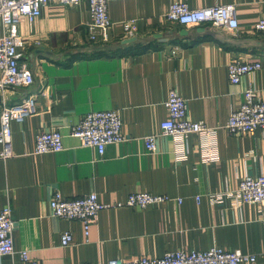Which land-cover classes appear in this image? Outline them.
Returning a JSON list of instances; mask_svg holds the SVG:
<instances>
[{"label":"crops","instance_id":"1","mask_svg":"<svg viewBox=\"0 0 264 264\" xmlns=\"http://www.w3.org/2000/svg\"><path fill=\"white\" fill-rule=\"evenodd\" d=\"M176 1L193 9L236 5L239 29L229 34L211 25L170 26L165 15ZM108 13L113 26L106 44L89 39L88 0L76 7L52 0L33 24L19 26L27 42L22 63L35 82L0 89V112L29 95L38 94V101L36 114L11 125L13 156L2 159L0 145V211H12L16 249L44 264H108L217 246L256 255V264H264V207L215 204L209 196L238 189L247 175H264V130L234 136L225 129L246 89L253 86L264 99V34L255 30L264 0H115ZM131 20L136 35L126 39L123 23ZM171 47L180 51L168 58ZM234 58L262 68L234 85L228 76ZM171 88L187 101L188 117L215 132L190 135L183 145L159 136L157 152L149 154L144 138L160 134ZM110 110L119 112L127 140L100 157L71 136V126L91 111ZM53 129L62 133L64 150L34 154L36 135ZM57 191L71 199L96 193L105 205L137 192L174 200L143 210L104 209L86 237L79 221L52 215ZM67 231L73 243L63 247ZM0 264L23 263L5 256Z\"/></svg>","mask_w":264,"mask_h":264},{"label":"built area","instance_id":"2","mask_svg":"<svg viewBox=\"0 0 264 264\" xmlns=\"http://www.w3.org/2000/svg\"><path fill=\"white\" fill-rule=\"evenodd\" d=\"M52 0H0V20L3 32L0 35V89L28 88L35 82L33 71L22 63V50L26 46L25 39L19 32L22 22L33 24L42 15L44 7ZM83 0H58L67 7H76ZM115 0H88L91 21L88 24V36L95 44H106L112 40L111 29L113 23L109 17L108 6ZM166 22L171 26L194 27L211 25L227 33H236L239 29L237 7L233 4L218 5L193 9L186 1L173 2L167 14ZM137 21L123 23L124 37L136 35ZM255 30L264 34V18L256 25ZM180 49L171 47L165 50L168 58L178 55ZM262 68L261 62H244L234 58L228 66V76L232 84L238 85L246 75H253ZM38 94L29 95L21 102L4 104L0 112V145L1 158L13 156L14 121H24L37 113ZM167 118L161 123L160 134L148 135L144 138L147 153L157 152L159 136L171 137L177 144L183 145L193 134H211L215 130L206 123L193 121L188 117L187 101L177 89L171 88L166 102ZM123 123L118 111H91L82 120L71 126V136L78 138L82 146L94 148L103 157L109 145L125 142L127 138L122 131ZM225 129L229 135L253 136L259 130H264V99L259 97L257 90L251 86L244 91V100L228 118ZM64 150L63 135L59 129L40 131L35 138L34 154L42 155L59 153ZM215 204H223L226 200L236 206L258 205L264 207V175L254 178L245 176L234 191L210 194ZM174 200L167 195H152L137 192L124 201L110 205L102 204L96 193L79 198H67L60 192H55L50 199L51 212L54 217L69 221H79L85 236L89 237L92 226L97 222L99 213L111 207H131L147 209ZM179 203L181 199H176ZM16 223L10 207L0 211V258L18 256L23 264H44L32 259L26 250H17L13 232ZM73 243L70 232L61 236V245L68 247ZM256 255L245 254L240 250L228 251L214 246L207 251L190 253L169 252L161 258L136 257L132 259H114L108 264H256Z\"/></svg>","mask_w":264,"mask_h":264},{"label":"water","instance_id":"3","mask_svg":"<svg viewBox=\"0 0 264 264\" xmlns=\"http://www.w3.org/2000/svg\"><path fill=\"white\" fill-rule=\"evenodd\" d=\"M2 103V97H1V95H0V104Z\"/></svg>","mask_w":264,"mask_h":264},{"label":"rangeland","instance_id":"4","mask_svg":"<svg viewBox=\"0 0 264 264\" xmlns=\"http://www.w3.org/2000/svg\"><path fill=\"white\" fill-rule=\"evenodd\" d=\"M92 42V41H91ZM90 41H89V43H91ZM93 43V42H92Z\"/></svg>","mask_w":264,"mask_h":264}]
</instances>
